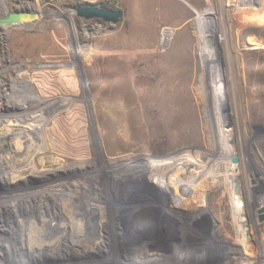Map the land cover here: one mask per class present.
Instances as JSON below:
<instances>
[{"label": "rangeland", "instance_id": "1", "mask_svg": "<svg viewBox=\"0 0 264 264\" xmlns=\"http://www.w3.org/2000/svg\"><path fill=\"white\" fill-rule=\"evenodd\" d=\"M231 1L11 0L8 11L23 8L37 18L0 29L1 143L8 139L3 125L12 121L24 122L26 129L11 137L28 143L19 152L0 146V167L7 169L0 195L13 197L0 206V264H264V220L258 217L264 205V119H249L240 136L229 140L235 145L229 159L236 156L238 167L232 176L223 162L216 93L209 104L218 148L209 144L206 127L201 138L208 102L196 106L199 39L209 70L206 28L212 23L215 40L220 38L227 50L220 7L234 14L237 5ZM87 5L121 9L122 16L110 23L77 15L75 7ZM5 11L1 6L0 12ZM263 29L249 30V40L264 44ZM35 41L40 45L31 50L29 43ZM234 45L236 52L243 51L236 36ZM225 56L222 51L221 71ZM64 65L72 67L68 86L41 72L60 71ZM134 76L149 81L147 94L135 90ZM12 86L38 91V100L26 99ZM117 89L139 95H128L130 105L121 116L110 100ZM58 101L68 103L67 112L51 110ZM103 108L108 115H101ZM227 111L232 114L231 108ZM36 113L52 123L46 133L40 131L50 149L40 150ZM118 118L127 130L121 138L135 142L133 149L102 142L99 125L104 132ZM104 169L110 170V179L130 172L122 177V190H136L143 203H125L128 213L113 207L112 182L101 174ZM93 199L102 204L94 210L87 204ZM152 205L159 214H151ZM139 206L145 235L135 237L125 218L130 220L129 211ZM83 208L90 212L84 215Z\"/></svg>", "mask_w": 264, "mask_h": 264}, {"label": "bare ground", "instance_id": "2", "mask_svg": "<svg viewBox=\"0 0 264 264\" xmlns=\"http://www.w3.org/2000/svg\"><path fill=\"white\" fill-rule=\"evenodd\" d=\"M227 1L229 2V5H232L231 0H227ZM223 2H224V0H218V3H220V5ZM234 3L237 5L236 6V12L234 14H231V15H230V11L225 8L224 4L222 5V7H220L221 13H224V15H225V27L227 30L226 37L223 40L226 41L227 47L229 50L228 49L225 50L226 46H224V45H223V50H222V46L220 45V43L222 41L220 40V38L215 40V35H216L215 32L216 31L214 29V26H212V23L209 22L208 23L209 26L206 28V31H207L206 34H207L208 39L210 40L208 42V46L210 47V49H209V55H210L209 63L210 62L212 63L209 70L206 69V61L204 60V53H203V48H202V43H201L202 40H201V38L200 39L198 38L199 39V45H200L199 46V55H200L201 60H200V72L198 74V80L196 83V97H197L196 106L200 108V105L201 104L203 105L205 100L208 102L207 103V111L205 112L206 120H204V121L201 120L200 125H199L200 126V132H201V138L204 139V137H205L204 131H205V127H206V130L208 131V136H209V138H208L209 144L213 143L214 144L213 147H215V148H218L219 142H218V138H217V134H216V128L217 127H216V120L214 118L215 114L213 113V110H212L209 103L212 102L211 96L214 94V92L217 95V103H218V107H219V112H218L217 116H218L219 124L221 127V138L223 141L222 142V151H223L222 154H223V156H226L223 159L224 160L223 162L225 163L226 168H227L226 172H228V174H230L232 176L237 175L238 167H237V163H234L229 159L235 153V145H234V143H230L229 140H231V139L234 140L235 137H237L236 136L237 134H239V136H240L241 128L246 129V125H247V122L249 121V119H251L255 116L258 119H260V117L264 119V44L255 43L254 41L249 40L250 36L248 34L249 30H254V29L261 30L264 28V0H235ZM201 18H203V17H201ZM24 33H27L30 36L34 35V34H30V33L23 30V34ZM43 33L45 35L53 34L50 31H45ZM234 36H236L238 45L240 46V48L243 49V51L236 52V46L234 45ZM46 39L48 40V38H46ZM56 42L57 41H55V45L58 46L56 44ZM44 43H45V41L43 42V44ZM248 43L249 44L250 43L255 44L256 47L248 48L247 47ZM29 44H30L31 50L37 48L40 45V43L38 41L37 42L35 41L34 43L31 42ZM222 51L224 52V55L226 53V56L224 57L225 61L223 60L225 62L224 63L225 69L223 71H221V68L219 66ZM64 67L65 68L63 70H60V71H56V70H53L52 68H49L48 70L42 69L41 72H44V74L48 75V77L52 78L53 80H56V79L58 80L59 78H60L59 80H61V81L65 80L67 85L65 84L64 86H68L69 83L72 81V77H73V73L71 72L72 67L66 66V65H64ZM29 76L31 77L32 75L30 74ZM26 78H27V76H26ZM133 81H134L135 87H136V84L138 85V88L135 89L136 91L142 89V91L146 92V89H144V88H146L149 85L148 80H146V81L143 80V83H142V79L139 80V78L137 76L136 77L134 76ZM22 85H24V84H22ZM53 86H54V88L56 87L55 84H53ZM12 89L13 90L18 89L24 97L26 96V99H28L29 96H32L33 100L37 99V98H35L36 97L35 94L38 91L33 92V91H31V89H28V87H26V86H21V87L12 86ZM15 92H17V90ZM111 94H112V96H111L110 100H112V99L114 100V104L112 105V107H114V109H116V111H117V114L119 116H121L127 110L126 107L130 105L131 99L129 98L128 95L131 93H128V91H126V90L117 89L116 91L111 92ZM146 94H147V92H146ZM131 95L134 98H137L139 96L138 94H135V95L131 94ZM117 99H119L121 101L117 102L118 101ZM124 101H125V104H122L121 102H124ZM46 105H48V102L44 103L42 106L46 107ZM27 107H29V106H27ZM230 108L232 110V114L234 117L233 119H231L232 117H230V115H232L231 112L227 111V109L230 110ZM45 109H44V111H45ZM51 110L53 112L56 110V114H58L59 112H61L60 114L65 113L68 110V103H65L64 101L55 102V103H53ZM35 111H36V108H35ZM100 113H101V115L103 113H105V115H108V112H106V108H103L102 112H100ZM100 113H99V115H100ZM139 114L142 115L141 111ZM35 117H34L35 120L36 119L37 120L35 122H33V121L32 122L34 125H36L35 126V130H36L35 136L37 135V137H38L39 146H40V142H41V145H43V148L41 147L40 150L50 149L51 148V142L47 138H45V133H46L47 127L52 123H50V119H49V121H48L49 123L47 124L48 116L45 117V114L40 115V114L36 113ZM108 118H109V116H108ZM57 119H58V117L55 118L54 121H56ZM118 119H119L118 124L116 126H114V125L112 126V123H110L109 124L110 127L106 131H104L105 133L103 132L102 125L98 124L99 128H100V134H101L102 142H104L105 144H111V145L114 143H117L119 145H122L124 149H129V148L133 149L134 146H136L135 142H131L128 138H121V136H124V134H126L127 130H125L123 128L124 125L122 124V120H120V118H118ZM22 123H24V122L12 121V122H8L6 125H3L4 131L7 133L8 139L5 140L6 142H4V144H3V143H1L3 138L0 137V146L5 145L4 147L6 149V152L7 151H10V152L18 151L19 152V148H21V150L28 148L27 142H20V141L16 142L17 138L14 139L13 137H11V132L25 131L26 126H23ZM41 130H43L45 132V133L43 132L44 135L42 134V136L40 135ZM11 141H13L14 143L12 144ZM43 141L45 144H43ZM9 142L11 144L10 146L7 145ZM94 146H96V145H94ZM6 152H5V154H6ZM214 162L216 163V161H214ZM3 166H5V165H3ZM209 167H210L209 165H205V164L203 165L204 169L209 168ZM53 168H55V165ZM5 169H6L5 167L4 168L2 167L0 169V186L2 183H5V181H6V179L3 177V174L5 175V171H4ZM45 170H47V169H45ZM116 171L118 172V170H116ZM104 173H106V174H104ZM129 173L130 172H128L127 174H122V176L118 175L114 179L113 178L110 179V177H109L110 170H105V171H103V173H101L104 177L108 176L109 181L112 182V185H110V187H109L108 193H110L109 195L113 196V198H114L113 207H115L117 210L122 211V213H124V212L128 213V209H127V206L125 205V203H127L129 201H135V200L142 202V200L140 199L141 195H138L136 190L128 188L126 194H124L125 190H122L123 189L122 188L123 187L122 180H124V178H122V177L125 175H128ZM223 173L225 174L224 170H223ZM102 175L100 176V178L103 177ZM94 177L97 178L98 176L95 175ZM83 179L85 180L84 177H83ZM234 183L236 186L235 180H234ZM3 185H5V184H3ZM83 186L86 188V186L84 184H83ZM0 196L2 197V195H0ZM11 196L12 195H9L8 193L7 194L4 193L3 197H5V198L3 200L0 199V202H1L0 206H2V203L4 201H7L6 199L13 198ZM15 196H16V194H15ZM123 196L127 197L128 200L124 202ZM110 200L111 199H109L108 204L110 203ZM262 201H264V199H262ZM87 204H90L91 209H93V210H94L93 207H97V206L102 205L96 199H93V203L88 202ZM6 205H4V206L6 207ZM9 207H10V205H9ZM156 208H154L153 205L151 206V209H152L151 214H153V212L155 214L158 213V210H156ZM84 209H85V211H84ZM83 211H84L83 214L86 215L87 212L88 213L90 212V208H88V209L83 208ZM129 213H131V219L130 220L129 219L127 220L124 217L125 222L130 221V223H131L129 234L133 235L135 237H138V236L141 237V236L145 235V231H141V226L145 220L143 219L144 216H141L142 213L140 212V206L130 210ZM141 219H143V220H141ZM43 225L46 226L45 223H43ZM183 227H186V226L184 225ZM98 243H97V245L96 244L95 245L101 246L103 244V242L100 240H98ZM0 245L1 246L4 245L2 240L0 242Z\"/></svg>", "mask_w": 264, "mask_h": 264}, {"label": "water", "instance_id": "3", "mask_svg": "<svg viewBox=\"0 0 264 264\" xmlns=\"http://www.w3.org/2000/svg\"><path fill=\"white\" fill-rule=\"evenodd\" d=\"M75 11L77 15L84 18H101L106 22L116 23L122 16L121 9H107L97 7L94 5L76 6ZM37 18L36 12H30L27 10H14L8 11L5 15L0 16V24L10 25L18 22H26ZM232 162H237V157L233 156ZM259 220H264V205L258 209Z\"/></svg>", "mask_w": 264, "mask_h": 264}, {"label": "flooded vegetation", "instance_id": "4", "mask_svg": "<svg viewBox=\"0 0 264 264\" xmlns=\"http://www.w3.org/2000/svg\"><path fill=\"white\" fill-rule=\"evenodd\" d=\"M4 7L5 8V10L8 12V9H9V7L11 8L12 7V5H11V0H0V7ZM15 9V8H14ZM23 10V8H20V9H15V10ZM4 12V13H2V12H0V16H3V15H5V13H7V12ZM1 26H3V24H0V29H1ZM4 27V26H3ZM259 213H258V217H259Z\"/></svg>", "mask_w": 264, "mask_h": 264}, {"label": "trees", "instance_id": "5", "mask_svg": "<svg viewBox=\"0 0 264 264\" xmlns=\"http://www.w3.org/2000/svg\"><path fill=\"white\" fill-rule=\"evenodd\" d=\"M101 7L107 8L106 6L101 5Z\"/></svg>", "mask_w": 264, "mask_h": 264}]
</instances>
